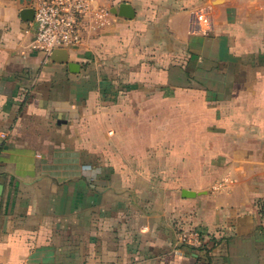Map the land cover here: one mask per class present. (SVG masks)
<instances>
[{
	"label": "crops",
	"instance_id": "obj_1",
	"mask_svg": "<svg viewBox=\"0 0 264 264\" xmlns=\"http://www.w3.org/2000/svg\"><path fill=\"white\" fill-rule=\"evenodd\" d=\"M32 1L0 0V264H264V111L207 123L237 161H195L196 102L260 72L229 23L264 0H98L104 25L56 56L74 68L32 47Z\"/></svg>",
	"mask_w": 264,
	"mask_h": 264
},
{
	"label": "rangeland",
	"instance_id": "obj_2",
	"mask_svg": "<svg viewBox=\"0 0 264 264\" xmlns=\"http://www.w3.org/2000/svg\"><path fill=\"white\" fill-rule=\"evenodd\" d=\"M260 9V12L250 15L247 21H242L239 18L229 23L231 28L229 41L231 45L233 47L237 46V51L246 53L245 56L247 57L245 60L254 62V64L260 63L261 69L259 74L252 69H246L241 72V76L249 79V82H247V85L238 84L229 87L227 93L228 99L226 98L225 101H217L211 104H206L203 101L196 102L195 161L197 177L205 176L209 173L206 161H237L238 154L240 153L236 149L222 147L226 145V140L230 133H228L229 135L226 132L224 133L225 130L222 133L221 131L217 133V130L221 128H210L207 123H213L212 125H214V120H222L219 116H221V112H224L227 116L232 117L228 121L229 129H232L236 126V109L264 111V8ZM252 78L260 79L258 87L252 84L253 82L250 80ZM210 111L213 112L211 113V117L209 115ZM215 111L217 112L214 113ZM224 125L227 126V124ZM226 126H223L222 130ZM230 136H234V134ZM263 152L264 150H254L256 155H260ZM249 153L251 154L252 151L250 150ZM218 168L219 165L217 166V170L212 172L218 174Z\"/></svg>",
	"mask_w": 264,
	"mask_h": 264
},
{
	"label": "built area",
	"instance_id": "obj_3",
	"mask_svg": "<svg viewBox=\"0 0 264 264\" xmlns=\"http://www.w3.org/2000/svg\"><path fill=\"white\" fill-rule=\"evenodd\" d=\"M32 47L43 54L44 61L56 48H70L81 43L85 32L93 22L104 25L108 9L98 0H33ZM0 136L4 138L5 133ZM185 243L196 246L200 243L197 231L182 236ZM181 255L180 249L175 250Z\"/></svg>",
	"mask_w": 264,
	"mask_h": 264
},
{
	"label": "water",
	"instance_id": "obj_4",
	"mask_svg": "<svg viewBox=\"0 0 264 264\" xmlns=\"http://www.w3.org/2000/svg\"><path fill=\"white\" fill-rule=\"evenodd\" d=\"M31 0H28V2H30ZM22 14H26L25 20H32L33 19V15H34V10L32 7H28L25 8L22 12ZM114 14L120 16V17H124V18H132L134 16V9L132 7V5L128 2H121L118 4L117 7H115L114 9ZM67 48H56L52 51V53L50 54V59L51 60H61L64 62H67L66 59H57L56 56L59 53H66ZM68 63V62H67ZM70 68H74L77 64L74 63H68ZM182 195L184 197H190L194 195V192L189 191V190H184L182 192Z\"/></svg>",
	"mask_w": 264,
	"mask_h": 264
},
{
	"label": "trees",
	"instance_id": "obj_5",
	"mask_svg": "<svg viewBox=\"0 0 264 264\" xmlns=\"http://www.w3.org/2000/svg\"><path fill=\"white\" fill-rule=\"evenodd\" d=\"M201 234V233H200ZM183 244H185V243H183ZM203 244V243H202ZM202 244L199 246V247H197V248H202Z\"/></svg>",
	"mask_w": 264,
	"mask_h": 264
}]
</instances>
